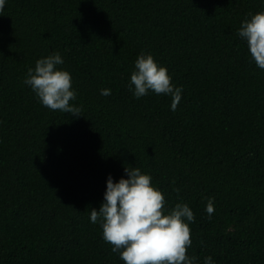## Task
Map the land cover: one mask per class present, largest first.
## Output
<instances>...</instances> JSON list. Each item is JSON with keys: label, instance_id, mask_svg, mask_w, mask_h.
Wrapping results in <instances>:
<instances>
[{"label": "trees", "instance_id": "trees-1", "mask_svg": "<svg viewBox=\"0 0 264 264\" xmlns=\"http://www.w3.org/2000/svg\"><path fill=\"white\" fill-rule=\"evenodd\" d=\"M260 11L264 0H7L0 264H124L89 215L107 177L127 178L129 166L152 177L168 209L189 205L198 264H264V70L237 34ZM53 52L81 117L42 106L23 83ZM141 52L183 87L176 111L169 96L129 91Z\"/></svg>", "mask_w": 264, "mask_h": 264}, {"label": "clouds", "instance_id": "clouds-1", "mask_svg": "<svg viewBox=\"0 0 264 264\" xmlns=\"http://www.w3.org/2000/svg\"><path fill=\"white\" fill-rule=\"evenodd\" d=\"M7 0H0L3 13ZM238 36L246 43L250 60L264 70V11L250 14L241 22ZM60 53L53 52L35 62L27 70L23 83L35 94L39 103L49 110L81 117V108L70 103L77 97L71 73ZM167 68L159 65L150 53L141 52L134 61L128 82L133 97L140 99L152 92L171 98L170 110L176 111L183 87L172 82ZM102 96L110 89H100ZM124 175L114 182L109 175L99 209H91L89 219L99 224L102 239L111 251L119 254L124 264H198V258L187 254L192 246L189 225L195 216L187 203L166 207L162 192L152 184V177L139 168L124 167ZM206 212L211 217L214 203L209 199ZM202 264H215L205 256Z\"/></svg>", "mask_w": 264, "mask_h": 264}]
</instances>
